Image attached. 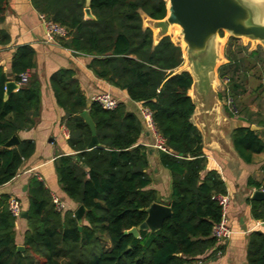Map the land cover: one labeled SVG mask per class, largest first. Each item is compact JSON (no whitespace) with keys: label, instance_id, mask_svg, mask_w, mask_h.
Returning a JSON list of instances; mask_svg holds the SVG:
<instances>
[{"label":"trees","instance_id":"16d2710c","mask_svg":"<svg viewBox=\"0 0 264 264\" xmlns=\"http://www.w3.org/2000/svg\"><path fill=\"white\" fill-rule=\"evenodd\" d=\"M30 2L37 13L66 31L65 37L57 39L61 47L88 56L87 69L97 79L149 109L167 149L159 151L158 158L171 177L170 196L163 203L172 215L155 233L140 231L139 238L124 234L146 219V208L162 200L148 188V151L138 144L144 124L123 103L112 111L88 104L73 71L61 68L49 77V88L64 111L62 122L73 154L56 157L54 168L60 191L72 203L84 206L86 224L79 232L73 212H57L50 191L32 177L26 191L23 251L17 249L10 197L0 195V264H190L215 253L217 241L211 231L220 221L221 209L212 198L225 195L226 185L217 171H205L202 137L191 122L194 107L187 97L191 77L186 72L173 75L183 64L181 48L169 37L154 46L152 32L142 25L141 14L154 20L165 16V1L90 0L93 18L87 19L86 0ZM7 6L8 0H0V22ZM7 41L0 33V44ZM34 55L30 46L16 49L10 66L16 83L19 74L34 67ZM8 82L0 69V186L12 181L34 153L31 140L18 139L11 148L4 145L19 132L32 129L40 113L41 84L36 76L5 97ZM85 110L99 143L92 149H87L91 133L80 116ZM224 111L233 118L226 106ZM230 139L245 164L264 149L247 126L234 128ZM248 185L264 190V184L249 180ZM248 203L251 217L264 221V200ZM101 239L109 242L108 250ZM245 250L246 264H264V232L252 231Z\"/></svg>","mask_w":264,"mask_h":264},{"label":"crops","instance_id":"0c3cea01","mask_svg":"<svg viewBox=\"0 0 264 264\" xmlns=\"http://www.w3.org/2000/svg\"><path fill=\"white\" fill-rule=\"evenodd\" d=\"M39 16L30 0H8L7 9L0 22V33L5 34L8 39L7 43L0 44V69L7 75L9 82H15L10 68L12 57L18 47L30 46L34 49L35 55L34 67L28 70L29 81L36 76L41 84L40 113L36 124L32 129L17 134L20 140L34 142V153L22 164L12 181L0 186V195L6 194L18 198L24 212L27 208V184L32 177H35L50 191L51 196L58 197L64 203V212L74 213L78 206L60 191L56 180L54 160L60 155L73 153L67 144L68 130L62 122L64 111L55 102L49 88V77L61 68L73 71L88 104L92 103L91 98L99 93L111 94L134 113H138L142 104L132 102L125 91L97 79L87 69L88 56L74 54L61 47L57 41L46 43ZM250 53L248 50V54ZM256 66L260 68L258 63ZM243 73L244 84L239 85L236 76L232 88L235 98H239L237 103L240 112L233 119H229L232 128L254 126L256 136L264 144V65L259 74L251 73L247 68H243ZM138 144L145 146L148 151L146 173L151 178L148 188L156 191L162 198L160 204L165 205L163 202L168 199L171 190L169 171L159 163V151L154 147L153 136L144 130L138 139ZM203 151L207 158L205 171H217L226 185V194L231 197L227 220L232 231L228 240L217 243L218 249L215 253L204 257V264H246L245 249L248 235L255 230L264 232V221L254 220L251 217L248 203L255 191L263 190L250 187L248 182L250 180L264 184V149L260 154L253 156L250 164L240 161L234 154L225 157L216 150L206 147H203ZM85 224L86 222L82 220V225ZM25 231V219L16 220L15 240L17 246L22 247L23 250Z\"/></svg>","mask_w":264,"mask_h":264},{"label":"water","instance_id":"95a60500","mask_svg":"<svg viewBox=\"0 0 264 264\" xmlns=\"http://www.w3.org/2000/svg\"><path fill=\"white\" fill-rule=\"evenodd\" d=\"M89 1L86 0L84 9L86 19L93 18L88 7ZM164 1L166 14L162 19L154 20L141 14L143 28L152 32L154 46L162 38L169 37L175 46L181 48L183 64L173 75L186 72L191 77L192 83L187 91V97L194 107L191 122L200 132L203 147L214 149L225 157L234 154L239 159L230 139L234 128L223 113L219 100V93L224 92V87L218 77V68L228 63L224 56V47L231 38L250 41V52L256 50L258 45L264 51V0ZM18 88L15 82H8L5 86V97ZM80 116L91 133L87 149L97 147L99 143L95 126L88 111L81 112ZM250 130L254 131V126ZM17 143L18 138L15 135L4 146L11 148ZM251 199L264 200V192L255 191ZM145 212L146 219L136 228L125 231V235L139 238L140 231L155 233L165 219L172 215L171 208L160 203H152ZM84 213L85 208L82 205L73 213L79 232ZM27 215L26 211L22 212L21 219H26ZM17 249L23 250L22 247Z\"/></svg>","mask_w":264,"mask_h":264},{"label":"built area","instance_id":"2783aa9c","mask_svg":"<svg viewBox=\"0 0 264 264\" xmlns=\"http://www.w3.org/2000/svg\"><path fill=\"white\" fill-rule=\"evenodd\" d=\"M41 21V25L44 29V37L46 43H53L57 41L58 38H63L66 35V31L60 27L59 25L48 21L43 15L39 16ZM29 81V71L26 70L19 74V81L17 85L25 86ZM226 80L223 83L226 85ZM226 87L224 88V93H226ZM91 102L96 103L100 106L101 109L105 111L114 110L119 102L109 93H99L94 95L91 98ZM226 106L228 107L229 112L233 115H237V109L233 103L232 98L227 96L226 98ZM138 114L144 124V130L147 131L154 139V147L161 152H167L166 147L164 146L163 139L157 134L156 129L154 127L151 112L148 108L141 106L138 109ZM264 192V190H262ZM221 209V218L220 221L212 227L211 235L217 241V243H222L228 240L232 231L228 226L227 213L231 202V197L228 194L225 195H217L212 198ZM51 202L57 212L63 213L65 211L64 203L56 196H51ZM8 210L11 216L18 220L21 218L22 214V206L20 200L16 197H10L8 200ZM264 224V222H263ZM190 264H204L202 259H196L192 261Z\"/></svg>","mask_w":264,"mask_h":264},{"label":"rangeland","instance_id":"374dc122","mask_svg":"<svg viewBox=\"0 0 264 264\" xmlns=\"http://www.w3.org/2000/svg\"><path fill=\"white\" fill-rule=\"evenodd\" d=\"M244 43H246L244 45ZM251 47V42L248 40H228L224 47V56L227 57L229 60L228 64L222 65L218 68V77L220 79L221 84L223 87H226V93H219V100L223 107V113L226 115L224 111V107L226 106V98H232L233 103L237 109V115L240 112V106L237 103L239 98H235L234 94L232 93V88L234 87L235 77L238 76L239 85L242 83L244 84V73L243 68H247L250 70L251 73H260V69L262 65H264V51L258 45L256 47V51L254 54H248V50ZM225 57V58H226ZM260 65L256 66V64ZM227 81L226 85L223 81ZM227 107V106H226ZM228 108V107H227ZM236 115V116H237ZM227 116V115H226ZM233 116V117H236ZM228 117V116H227ZM229 118V117H228ZM233 119V118H231ZM101 246L103 249L108 250L110 247L109 242L106 239H101Z\"/></svg>","mask_w":264,"mask_h":264},{"label":"bare ground","instance_id":"6f19581e","mask_svg":"<svg viewBox=\"0 0 264 264\" xmlns=\"http://www.w3.org/2000/svg\"><path fill=\"white\" fill-rule=\"evenodd\" d=\"M175 28L177 29L178 27H177V26H175ZM176 32H177V31L175 30V33H176ZM175 33H174V34H175Z\"/></svg>","mask_w":264,"mask_h":264}]
</instances>
